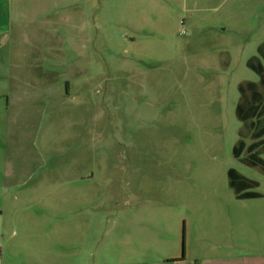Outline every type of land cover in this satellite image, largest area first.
I'll return each mask as SVG.
<instances>
[{
	"label": "rangeland",
	"instance_id": "374dc122",
	"mask_svg": "<svg viewBox=\"0 0 264 264\" xmlns=\"http://www.w3.org/2000/svg\"><path fill=\"white\" fill-rule=\"evenodd\" d=\"M263 43L264 0H0V264H264Z\"/></svg>",
	"mask_w": 264,
	"mask_h": 264
},
{
	"label": "trees",
	"instance_id": "16d2710c",
	"mask_svg": "<svg viewBox=\"0 0 264 264\" xmlns=\"http://www.w3.org/2000/svg\"><path fill=\"white\" fill-rule=\"evenodd\" d=\"M257 52L264 60V43L258 47ZM247 66L261 77V82L259 85L255 83H245L241 85L239 89L241 94L248 99V108L240 110L241 112H239L238 118L244 123L245 127H248L251 131V138H253L254 142L246 146L243 137H240L233 148V155L238 159H240L243 151L249 155V158H255L256 150L262 146L264 148V68L257 57L249 59ZM256 161L264 167V163L260 159H256ZM227 176L230 186L239 191L257 186L256 183L242 178L234 170H229ZM256 196L257 195L253 193H241L237 198L248 199Z\"/></svg>",
	"mask_w": 264,
	"mask_h": 264
},
{
	"label": "crops",
	"instance_id": "0c3cea01",
	"mask_svg": "<svg viewBox=\"0 0 264 264\" xmlns=\"http://www.w3.org/2000/svg\"><path fill=\"white\" fill-rule=\"evenodd\" d=\"M164 264H230L229 262H226L224 260H206L202 262L191 263L187 262V257L184 255V251L182 252V255L180 257H166L164 259ZM153 264H160V263H153ZM245 264H249L246 262Z\"/></svg>",
	"mask_w": 264,
	"mask_h": 264
}]
</instances>
